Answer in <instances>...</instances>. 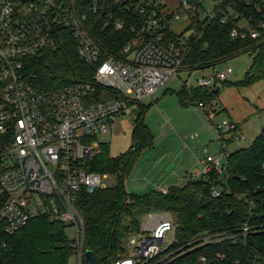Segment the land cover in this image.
Here are the masks:
<instances>
[{"label": "trees", "instance_id": "obj_1", "mask_svg": "<svg viewBox=\"0 0 264 264\" xmlns=\"http://www.w3.org/2000/svg\"><path fill=\"white\" fill-rule=\"evenodd\" d=\"M94 0H76L80 12L87 14L89 33L109 53L121 56L123 48L141 31L144 16L139 13L144 3L149 10L157 12V32L162 36V46L174 44L181 52V68L196 70L213 68L222 61L249 54L252 61L244 78L239 82L221 81L222 87H244L264 82V0H216L213 18H202L200 10L205 0H190V7L181 14L188 16L187 26L177 34L173 30L174 15L179 7L172 9L164 4L155 7L156 0H96V12L90 8ZM207 1V0H206ZM166 10L161 13L162 10ZM206 10V6H205ZM236 13L234 19L230 13ZM223 15L229 20L222 23ZM250 20L257 31L252 38L232 37L231 31L242 21ZM117 22L123 28L117 30ZM55 47H48L27 59L26 71L36 84L46 91H54L76 82L95 81L97 66L83 62L77 51V41L67 28L55 30ZM217 73L212 76L215 78ZM214 86H183L175 93L181 108L198 107L210 118L217 114V96L220 88ZM101 90V89H100ZM99 101V96L94 97ZM214 103V105H213ZM225 111V109H224ZM258 115L264 109H257ZM145 108L135 122L132 149L112 158L108 146L100 145V152L91 161L89 170L96 173H113L118 183L112 188H101L92 194H82L78 210L83 219L82 251L94 253L97 264H113L117 259L128 257V239L140 230L142 217L149 213H169L175 225V241L159 256L145 264H264V126L259 135L245 148L227 153L226 171L218 174L212 170L199 179H188L181 186L169 187L165 193L152 190L144 195L129 194L124 190V180L129 175L135 155L144 146L152 145V135L144 124ZM234 132L237 126L233 124ZM227 150L230 136L223 138ZM212 187L219 190L213 197ZM248 226L250 231L234 243L231 235ZM0 224V264H69L76 252L73 240L66 235V226L45 217L31 220L23 229L8 235ZM215 235L225 237L202 245L196 239ZM192 244V245H191ZM190 245V246H189ZM200 245V246H199ZM182 249L190 252L168 255ZM84 257V256H83ZM83 262V259H82Z\"/></svg>", "mask_w": 264, "mask_h": 264}, {"label": "built area", "instance_id": "obj_2", "mask_svg": "<svg viewBox=\"0 0 264 264\" xmlns=\"http://www.w3.org/2000/svg\"><path fill=\"white\" fill-rule=\"evenodd\" d=\"M177 1L179 10L174 21L180 18L182 10L190 7V0ZM163 6V1L156 0L155 7ZM90 8L96 12L98 1L94 0ZM149 8V3L140 7L139 13L144 16L141 31L123 48L122 55L117 56L104 49L89 33L87 14L79 11L76 0H0V224L3 233L14 234L39 217L59 222L75 231L72 246L82 264L84 225L78 201L82 194L90 195L104 188L102 182L106 178V173L89 170L103 144L97 142V135L107 133L129 104L150 99L181 69L180 50L174 44L162 46V36L157 32V12ZM208 15L213 18L214 13L211 11ZM230 15L238 18L236 13ZM228 20L229 15H223L221 22ZM250 22L245 20L235 26L231 36L243 37L248 32L256 38L257 31ZM62 27L73 33L81 60L89 66L98 65L95 81L46 91L28 75L25 63L45 48L55 47V30ZM115 28L122 29L123 23L117 22ZM109 72L119 76L124 92L100 81ZM229 73H217L215 78L211 76L198 83L214 86L215 80L224 81ZM106 94L116 98L94 101V97ZM232 129L231 124L223 122L220 131L223 135L231 134L236 141L243 140V136L232 134ZM225 146L222 141V148ZM212 170L222 174L226 166L218 158L207 156L202 162V171L192 178L199 179ZM219 193L212 187L213 197ZM175 230L168 214H147L139 232L128 239L132 255L113 264L147 263L166 249L163 246L168 233L172 235L171 244L175 241ZM249 231L244 226L228 238L237 243ZM219 239L225 237L206 236L202 244ZM198 263L205 264L206 258L200 257Z\"/></svg>", "mask_w": 264, "mask_h": 264}, {"label": "rangeland", "instance_id": "obj_3", "mask_svg": "<svg viewBox=\"0 0 264 264\" xmlns=\"http://www.w3.org/2000/svg\"><path fill=\"white\" fill-rule=\"evenodd\" d=\"M159 1H163L172 9L179 5L177 0ZM203 5L206 6V10L205 6L200 10L202 18L205 14L211 13L214 2L213 0H205ZM187 20L188 16L181 14L180 18L173 23L174 31L177 32ZM251 61L252 56L245 53L219 62L213 68L191 71L181 68L178 75L170 77L150 99H142L137 103L129 104L128 108L116 118L114 125L107 133L97 135V142L105 143L108 146L109 155L112 158L129 152L132 149L135 122L142 112V106L145 108L143 120L152 135V145L144 146L135 155L130 173L124 180L123 187L127 193L144 195L152 190H160V185L168 187L170 184L163 182L164 177L172 173L173 170L182 167L186 158L189 161L196 160L198 163L200 159L211 156L218 158L221 164L225 165L227 153L248 147L252 143L264 126V114L258 115L256 113L257 109H264V82H257L244 87H222L221 83L218 82L217 85L220 88L217 96L218 111L221 109L223 111L210 114L211 119H208L198 107L181 108L175 93H171L178 91L183 84L195 87L199 80L209 78L214 73L221 74L231 71L227 80L233 83L239 82L244 78ZM100 81L104 85L113 86L122 92L125 90L121 79L115 72L106 73V76ZM113 98L116 96L106 94L99 100L106 101ZM223 122L232 126L235 124L237 130L234 132L233 127L232 134L244 137L243 140L230 142L227 150L222 148V136L219 134ZM230 136L231 134L223 138ZM194 173L193 169L187 170L184 176L190 177ZM117 183V175L107 173L102 186L112 188ZM166 214L170 216L169 213ZM141 219L144 221L145 216ZM66 235L70 240H75V231L72 228L66 227ZM171 240L172 235L168 233L163 247L167 248L171 244ZM199 240L204 243L202 238L196 239L194 243H198ZM232 240L234 241V239ZM191 250L182 251V249H178L168 256L171 257L178 253L183 255ZM128 255H132L129 248ZM161 255L162 253L158 255L159 257L157 256L158 262L165 259H162L164 256ZM69 264H78L76 254L71 256Z\"/></svg>", "mask_w": 264, "mask_h": 264}, {"label": "crops", "instance_id": "obj_4", "mask_svg": "<svg viewBox=\"0 0 264 264\" xmlns=\"http://www.w3.org/2000/svg\"><path fill=\"white\" fill-rule=\"evenodd\" d=\"M187 22H185L184 26H182L181 28H179V30L175 33L179 34L181 33L185 27L187 26ZM174 30V29H173ZM201 112L204 114V112L201 110ZM205 115V114H204ZM204 159H200L197 163L196 160L194 161H189L188 158H186V160L184 161V164L182 167H180L178 170H173L172 173H169L167 176L164 177L163 179V182L167 183V184H170L168 187H165L163 185H160V190H167L169 187L171 186H181L183 184H185V182L192 178V176L194 174H197L199 172L202 171V162H203ZM184 168V169H183ZM193 169V171L195 172L193 175H191L190 177H186L184 176V173L187 171V170H191ZM182 170V171H181ZM184 170V171H183ZM173 184V185H172ZM177 184V185H175ZM77 261H78V264H79V260L77 258Z\"/></svg>", "mask_w": 264, "mask_h": 264}, {"label": "water", "instance_id": "obj_5", "mask_svg": "<svg viewBox=\"0 0 264 264\" xmlns=\"http://www.w3.org/2000/svg\"><path fill=\"white\" fill-rule=\"evenodd\" d=\"M82 264H97L96 257L94 255V253H92L90 251H86L84 253Z\"/></svg>", "mask_w": 264, "mask_h": 264}]
</instances>
